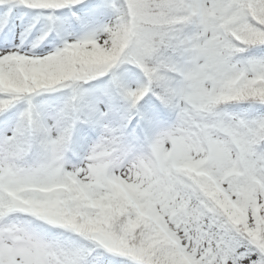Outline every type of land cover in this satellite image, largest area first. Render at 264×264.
Listing matches in <instances>:
<instances>
[{
	"label": "snow or ice",
	"instance_id": "obj_1",
	"mask_svg": "<svg viewBox=\"0 0 264 264\" xmlns=\"http://www.w3.org/2000/svg\"><path fill=\"white\" fill-rule=\"evenodd\" d=\"M0 264H264V0H0Z\"/></svg>",
	"mask_w": 264,
	"mask_h": 264
}]
</instances>
